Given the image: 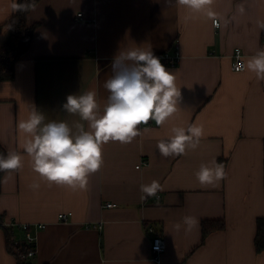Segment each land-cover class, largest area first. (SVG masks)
I'll use <instances>...</instances> for the list:
<instances>
[{
	"label": "crops",
	"instance_id": "obj_1",
	"mask_svg": "<svg viewBox=\"0 0 264 264\" xmlns=\"http://www.w3.org/2000/svg\"><path fill=\"white\" fill-rule=\"evenodd\" d=\"M12 0H0V44L9 35ZM26 16L34 24L28 49L14 63L11 80H0V144L6 155L23 156L19 170L0 177V221L14 224L8 234L21 242L28 223L35 235L31 264H156L150 259L151 234L161 232L165 249L159 264H264L257 251V220L264 219V80L246 70L233 71L232 52L244 61L264 49V0H213L219 26L193 14L175 0H38ZM244 11L241 12L240 8ZM80 13V16L77 14ZM185 17H194L185 19ZM179 59L163 63L181 89L178 111L163 125H139L143 135L130 144L103 145V165L90 174L84 190L42 180L23 151L20 120L31 107L51 120L66 121L73 131L81 121L62 105L69 94L95 90L101 112L112 61L119 52L140 47ZM130 63V62H128ZM203 125L199 146L178 157L160 155L157 144L173 127ZM146 165H141V160ZM222 163L223 180L201 185V164ZM139 165V166H138ZM138 166V167H137ZM159 181L163 190L142 199L141 185ZM38 182L36 191L30 188ZM105 202L115 206L103 207ZM71 212L66 222L57 218ZM186 215L200 220L190 233L173 225ZM202 220H222V229L202 239ZM101 222V228L88 224ZM37 224L43 228L37 229ZM0 264H17L0 226Z\"/></svg>",
	"mask_w": 264,
	"mask_h": 264
},
{
	"label": "clouds",
	"instance_id": "obj_2",
	"mask_svg": "<svg viewBox=\"0 0 264 264\" xmlns=\"http://www.w3.org/2000/svg\"><path fill=\"white\" fill-rule=\"evenodd\" d=\"M175 3L193 14L201 13L213 20L217 16L211 7L213 0H175ZM36 6V0H26L22 4L12 0L10 4L14 12H27ZM240 11H244L243 7ZM190 18L194 17H185L186 20ZM257 23L264 29V21ZM237 70H246L257 80H264V49L247 58ZM112 72L103 85L109 94L102 112L95 90L69 94L62 105L66 113L78 115L81 121L87 122V127L78 123L74 132L63 120L44 123L45 116L34 106L28 118L18 122V131L25 137L22 148L30 157L32 170L50 186L84 190L90 174L99 171L104 163L103 145L109 142L130 144L147 130L140 129L139 125L153 120L161 126L178 111L181 89L176 86L173 72L153 50L137 47L119 52L113 58ZM171 133L167 140L162 139L157 144L160 155L165 158L182 156L188 149L195 150L204 136V127L198 124L173 127ZM22 167L20 153L14 150L7 155L0 153V171ZM195 176L201 185H213L223 180L226 172L222 163L212 161L201 164ZM30 188L36 191L40 184L33 182ZM140 190L144 194L142 199H147L157 196L163 186L153 180L151 184L141 185ZM199 225L197 217L186 215L172 227L177 232L190 233Z\"/></svg>",
	"mask_w": 264,
	"mask_h": 264
},
{
	"label": "trees",
	"instance_id": "obj_3",
	"mask_svg": "<svg viewBox=\"0 0 264 264\" xmlns=\"http://www.w3.org/2000/svg\"><path fill=\"white\" fill-rule=\"evenodd\" d=\"M38 0H36L37 2ZM17 3H25L26 0H16ZM27 12H12L9 18L8 25L10 26V32L6 40L0 44V80H11L14 76V63L29 47L31 37L34 31L35 25H27L26 16ZM2 25H0V33ZM0 153L6 155L4 148L0 144ZM3 171H0V177ZM2 221H0L1 223ZM224 223L222 220H202L201 221V235L202 239L210 231L222 229ZM7 233L8 249L16 256L17 264H31L29 259L21 257V253H26L28 245H24L23 242L13 244L8 234L9 229L1 224ZM254 244L257 251L264 250V219L259 218L257 220V229L254 238Z\"/></svg>",
	"mask_w": 264,
	"mask_h": 264
},
{
	"label": "built area",
	"instance_id": "obj_4",
	"mask_svg": "<svg viewBox=\"0 0 264 264\" xmlns=\"http://www.w3.org/2000/svg\"><path fill=\"white\" fill-rule=\"evenodd\" d=\"M81 14L78 13L77 16H80ZM213 25L217 27L219 25V22L217 19L213 20ZM174 52L173 54H170L168 52H163L162 54L159 55L161 58V62L167 64V65H173L177 62L179 59V51L177 45L174 46ZM244 61V55L242 53V50L239 47H235L232 52V63H231V68L233 71H238L237 69L241 67ZM242 71V70H240ZM141 165H146L147 161L146 160H141L140 162ZM139 166V165H138ZM137 166V167H138ZM115 206L113 202H105L103 204V207L110 208ZM71 216V212H60L57 214V218L61 222H66L68 220V217ZM3 224L4 226L10 227L13 226L14 224H4L3 222L0 223ZM19 228H21L24 231V236L23 242L24 245H28L26 253H21V257H24L25 259H30L35 255L36 252V246H35V235L31 231V226L28 223H22L18 225ZM43 224H37L36 228L41 229L43 228ZM88 227L91 228H101V222L98 223H92L88 224ZM145 230L151 234V244H150V259L155 262L156 264H159L160 259L159 256L161 252L165 249V242L162 238L161 232L155 228L153 224L146 223L145 224ZM14 245L18 243V241L12 240L11 241Z\"/></svg>",
	"mask_w": 264,
	"mask_h": 264
}]
</instances>
